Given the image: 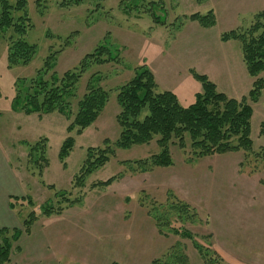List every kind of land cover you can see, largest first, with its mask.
Masks as SVG:
<instances>
[{
    "label": "rangeland",
    "instance_id": "374dc122",
    "mask_svg": "<svg viewBox=\"0 0 264 264\" xmlns=\"http://www.w3.org/2000/svg\"><path fill=\"white\" fill-rule=\"evenodd\" d=\"M4 1L11 25L24 29L20 36L0 27V227L19 232L9 264H149L171 249L188 264H203L193 238L223 264H264V84L256 102L247 96L264 81V69L250 76L241 38L223 39L245 33L264 0H0V6ZM208 12L209 26L191 19ZM18 37L34 46L26 62L9 59L8 44ZM98 44L115 47L119 58L82 75L69 100L71 116L13 110L21 81L29 86L39 72L45 81L60 78ZM141 66L156 91L173 93L184 108L203 93L194 75L226 98L248 100L253 151L200 155L184 132L181 144L175 136L167 142L169 166L140 171L136 162L158 152L160 136L125 149L114 143L121 130L115 89ZM95 73L107 101L86 128L68 130ZM148 114L144 107L139 116ZM69 137L72 147L60 157ZM105 147L112 153L100 164ZM110 177L111 184H97ZM182 202L188 212L171 206ZM43 207L53 212L45 215ZM31 213L36 218L26 229ZM154 216L169 218L161 231Z\"/></svg>",
    "mask_w": 264,
    "mask_h": 264
},
{
    "label": "trees",
    "instance_id": "16d2710c",
    "mask_svg": "<svg viewBox=\"0 0 264 264\" xmlns=\"http://www.w3.org/2000/svg\"><path fill=\"white\" fill-rule=\"evenodd\" d=\"M79 3V0H73ZM11 5L4 1L0 6V27L1 24L12 26L20 36L23 34L21 25H11L12 14ZM155 15V14H154ZM256 22L241 35H235L236 32L229 35H223V39L230 37L234 39L241 38L242 54L244 62L250 76H255L264 69V24L259 18L264 20V12L255 16ZM198 20L201 26H209L212 17L209 12L206 15L191 17ZM17 38L9 42V59L17 60L15 55H20L23 62L34 51V46L26 41ZM119 58L117 49L113 46L98 44L91 52L86 53L78 63V66L72 70H67L60 78L53 76L51 80H42L44 74L39 72L31 81L29 86L21 81L16 86V93L13 101V110H21L25 113H49L58 111L63 115L70 114V98L75 95L76 86L82 75L88 71L93 64L105 62H114ZM199 79L203 86V93L196 95L195 102L184 108L178 105L176 96L169 91H156L154 78L149 69L141 66L135 70L133 77L125 84L116 88V102L120 111L116 115V121L120 126V134L114 145L118 148H129L132 145L149 144L154 136L159 135L157 140L158 152L151 157L139 159L136 164L140 171L150 170L160 166H169L171 159L169 157L168 144L171 136H175L181 144L183 133L186 132L191 137V145L194 146L200 155L222 154L227 152H252V140L250 137V118L252 116V107L248 100L226 98L222 93L214 91V85L207 81L206 77L194 75ZM103 80L98 74H93L86 82V91L77 103V111L74 115V121L67 127L73 130L77 127L80 130L86 128L92 123L103 109L106 98V91L99 84ZM264 84L263 80L255 81L251 90L247 94L248 99L256 102L260 89ZM144 107L149 109V114L140 118V110ZM72 137L67 138L60 148V157L65 156L66 151L72 147ZM107 143V140L104 141ZM107 147L99 151L100 164L106 161L111 154ZM256 153V152H255ZM150 162V163H149ZM83 169L84 174L90 173ZM78 173L82 178L83 173ZM80 179V180H81ZM115 177H110L101 184L103 186L111 184ZM70 200V199H66ZM79 201L76 199L75 202ZM75 202L70 201L69 206ZM173 208L188 212V205L180 203ZM51 207H43L45 215L51 214ZM62 212L61 209L55 213ZM156 226L161 231L169 218L159 221L157 216ZM181 217V216H180ZM36 216L31 213L27 221L26 229L35 220ZM178 233L177 229H171ZM182 235L189 237V234L183 232ZM19 236L18 230H9L7 227H0V264H9L10 249L12 242ZM195 249L203 264H223L221 258L216 252L211 255L210 249L203 247L193 238ZM111 264H118L112 262ZM149 264H188L187 257L167 250V254L161 259H153Z\"/></svg>",
    "mask_w": 264,
    "mask_h": 264
},
{
    "label": "crops",
    "instance_id": "0c3cea01",
    "mask_svg": "<svg viewBox=\"0 0 264 264\" xmlns=\"http://www.w3.org/2000/svg\"><path fill=\"white\" fill-rule=\"evenodd\" d=\"M2 160L5 161L4 157L0 155V162H1ZM9 207H10V209H12L10 205H8V208H9ZM64 212H65V211H62L58 216H62V215L64 214Z\"/></svg>",
    "mask_w": 264,
    "mask_h": 264
}]
</instances>
